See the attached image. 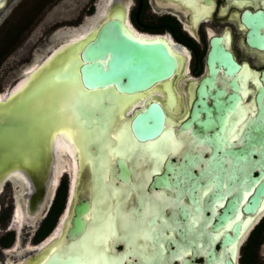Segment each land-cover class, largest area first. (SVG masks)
I'll return each mask as SVG.
<instances>
[{"label": "flooded vegetation", "instance_id": "obj_1", "mask_svg": "<svg viewBox=\"0 0 264 264\" xmlns=\"http://www.w3.org/2000/svg\"><path fill=\"white\" fill-rule=\"evenodd\" d=\"M100 1L112 2L110 11L120 4L135 33L165 37L179 55L171 76L158 80L146 96L161 104L174 138L168 160L177 177L182 176V187L193 186L196 199L189 202L183 192V209L163 208L168 228L158 224V217L146 223L149 212L128 221L125 202L112 221L119 236L115 249L110 248L108 233L104 251L109 257L120 251L117 257H128L124 264H200L207 242L217 249L224 233L237 231L231 240L238 246L235 264H264L257 258L260 250L264 255V0ZM89 5L91 17L97 3ZM256 10L259 15L252 14ZM62 140L51 134L53 154L58 151L61 156L58 166L57 159L55 167L46 159L39 170L28 175L18 171L0 182V264H37L49 249L62 245L51 239L58 235L60 223L54 227L67 194L63 153L69 157L71 172L68 201L78 170L75 154L72 159ZM196 153L198 159L188 158ZM260 182L262 191L255 203L250 197ZM149 229L153 237L161 230L169 238L133 241L134 232L143 235ZM165 241L173 249L171 255ZM159 242L164 248L157 256ZM139 246L145 249L144 260L128 256Z\"/></svg>", "mask_w": 264, "mask_h": 264}, {"label": "water", "instance_id": "obj_2", "mask_svg": "<svg viewBox=\"0 0 264 264\" xmlns=\"http://www.w3.org/2000/svg\"><path fill=\"white\" fill-rule=\"evenodd\" d=\"M96 3V12L89 19H93V23L82 36L33 62L38 68L19 91L7 95L11 86L0 98V136L14 141L10 144L14 149L23 141L25 129L33 123H49L53 118V131L63 123L61 119L66 115L77 131L74 141L78 170L73 192L67 202L71 172L63 170L68 176L62 210L63 214L66 209V214L60 222L58 235L51 239L61 240L62 245L46 252L49 244H45L46 255L37 264H102L98 258L104 253L108 233L112 235L110 248L115 249L119 236L115 235L112 221L125 202L128 221L131 216L149 212L146 223L158 217V224L168 228L162 215L164 207L181 206L183 192H187L189 202L196 201L193 186L182 187V176L177 177L173 163L168 160L173 152L174 138L161 104L150 95L146 96L153 84L171 76L179 55L166 39L135 33L125 22V11L120 4L116 3L115 9L110 11L112 2L106 1L103 5L99 0ZM252 14L260 12L256 10ZM82 25L63 26L58 34L73 28L82 31L85 29L80 30ZM24 73L21 72L20 78ZM28 90H32L33 95L27 104L6 110ZM61 98H64L63 103ZM132 102L135 104L127 110ZM31 105L40 107V117ZM62 156L65 160L69 158L65 153ZM48 159V165L55 167L53 151L48 153ZM31 170L19 159L4 160L0 162V182L12 173L20 171L28 175ZM262 186L260 182L250 197L255 203ZM168 190L173 194H168ZM236 232L224 233L217 249L207 242L205 260L200 264H235L238 246L231 240L236 238ZM154 238L167 240L169 236L159 230ZM164 245L171 255L173 249L166 241Z\"/></svg>", "mask_w": 264, "mask_h": 264}, {"label": "rangeland", "instance_id": "obj_3", "mask_svg": "<svg viewBox=\"0 0 264 264\" xmlns=\"http://www.w3.org/2000/svg\"><path fill=\"white\" fill-rule=\"evenodd\" d=\"M93 1L94 0H2L0 2V34L5 29L12 28L14 24L23 22L25 25L18 34L16 41L11 45L8 51L0 57V93L4 95V91L12 86L13 89L9 95L13 94L25 84L28 78L38 68L36 67L37 65H35L36 63L33 62L39 60L50 50V54H52L59 46H63V44L68 43L70 40H73V38H78L76 34L81 31L77 32L74 28L70 31H63L61 34H58V31L62 30L63 26H75L76 21H81V23H83L80 30L82 28L86 30L89 27L88 25L92 22L89 21L90 17H88V15L93 11L91 10L93 7L89 5ZM95 1L97 2L99 0ZM87 6L89 8H87ZM94 12H96V10H94ZM65 37L66 39H64ZM62 39H64V43H62L63 41L61 42ZM58 43V47L52 48ZM49 55L45 56L39 65L47 60ZM21 72L25 73L24 76L20 78ZM31 91L32 90H28L20 94V96L7 106L6 110L10 111V109L14 107L27 104L30 100V96L33 95ZM1 96L2 95H0V97ZM31 107L34 106L31 105ZM39 108L40 107H36L34 111L37 115L39 114ZM38 116L40 117V115ZM62 116L64 115L62 114ZM64 118L65 119H61V121L67 122L66 115ZM52 121L53 118H51L49 123H33L31 126L29 125L23 132V141H19L17 143L19 146L16 144L15 149L10 146L14 141L12 142L10 138H2L0 136V162L7 159H19L30 166L31 169L39 170L43 161L47 159L48 153L53 151L51 134L55 130L51 131V127L54 123ZM62 127L63 123H61L58 128L63 129ZM15 151L17 154H14ZM55 154L57 157L58 152L56 151ZM199 157V154L196 153L190 155L188 158L194 160ZM67 160L64 161L66 166L65 170L70 172L69 162ZM62 176L65 184L66 175L63 174ZM181 208L183 209V206H181ZM17 222L16 227H19L21 221L17 220ZM260 253L257 258L259 261H263L264 255L261 250Z\"/></svg>", "mask_w": 264, "mask_h": 264}, {"label": "bare ground", "instance_id": "obj_4", "mask_svg": "<svg viewBox=\"0 0 264 264\" xmlns=\"http://www.w3.org/2000/svg\"><path fill=\"white\" fill-rule=\"evenodd\" d=\"M2 0H0V2H1ZM124 16H125V14H124ZM126 17V16H125ZM92 21V20H91ZM127 21V20H126ZM128 22V21H127ZM92 23L93 22H91L90 23V25H88L89 27L92 25ZM128 24H129V22H128ZM87 26V27H88ZM131 28V27H130ZM88 29V28H87ZM87 29L86 30H84V31H81V32H79L78 34H76V37L78 36V37H80V36H82L86 31H87ZM136 32H138V31H136ZM143 35V34H142ZM144 36V35H143ZM150 36V35H149ZM157 36V35H156ZM154 37V36H153ZM69 38V37H68ZM163 38V37H162ZM165 38V37H164ZM72 39V38H71ZM74 39V38H73ZM168 42H169V40H168ZM171 45V44H170ZM173 48V47H172ZM175 48V47H174ZM48 58V57H47ZM46 59V58H45ZM24 76V75H23ZM23 86V85H22ZM21 86V87H22ZM20 87V88H21ZM171 87V86H170ZM19 88V89H20ZM155 89L156 88H158L157 87V85H156V87H154ZM13 89V87L9 90V92L7 93V95H9L10 94V92H11V90ZM19 89L17 90V91H15L13 94H15L16 92H18L19 91ZM159 89V88H158ZM154 90V89H153ZM157 90V89H156ZM161 90V89H160ZM149 91H152V88L151 89H148V91L146 92V93H149ZM163 92V91H162ZM165 92V91H164ZM152 93V92H151ZM13 94H11V95H13ZM143 94H145V92L144 93H142L141 95H143ZM150 94V93H149ZM0 95H2L3 96V93H0ZM63 97V96H62ZM1 98V97H0ZM165 100V99H164ZM61 102L63 103L64 102V98H61ZM135 104V102H132L130 105H129V107L127 108V110H129L130 108H132V106ZM168 110H169V108H168ZM63 129H60V128H57V129H55V131H53L52 133L53 134H56V135H59V137L60 138H62L63 140L61 141L63 144H64V146H65V148L70 152V154H71V156L73 157L72 159H74V154H75V147L72 145V144H76V142L74 141L75 139H76V128L74 127V126H72L69 122H68V120H67V122H63V127H62ZM58 143H59V141H57ZM56 146V145H55ZM55 152V151H54ZM58 152V151H57ZM55 154V153H54ZM58 155H59V153H58ZM57 155V166L59 165V161H60V159H61V156L59 155L58 156ZM68 162H69V159L67 160ZM63 165V164H62ZM65 165V164H64ZM62 168H63V166H61ZM57 168V167H56ZM54 172H55V170H54ZM59 173H61V172H59ZM54 176V175H53ZM25 190V189H24ZM70 191V190H69ZM28 192V191H27ZM69 195H70V193H69ZM69 195H68V198H69ZM67 202H68V199H67ZM17 206V205H16ZM67 208V207H66ZM19 211V210H18ZM65 211H66V209H65ZM65 211H63V214L61 215V217H60V220H61V218H62V216H64V214L66 213ZM16 212H17V210H16ZM22 215V214H21ZM21 217V216H20ZM60 220H59V222H58V224L60 223ZM57 227V226H56ZM55 230V229H54ZM53 230V231H54ZM52 231V232H53ZM51 232V233H52ZM50 233V234H51ZM48 238V237H47ZM46 238V239H47ZM45 239V240H46ZM54 247V246H53ZM52 249V248H51ZM50 250V249H49Z\"/></svg>", "mask_w": 264, "mask_h": 264}, {"label": "snow or ice", "instance_id": "obj_5", "mask_svg": "<svg viewBox=\"0 0 264 264\" xmlns=\"http://www.w3.org/2000/svg\"><path fill=\"white\" fill-rule=\"evenodd\" d=\"M153 230L149 229L148 232L144 233L143 235H140L137 232L133 233L132 239L133 241L137 238H142L144 239L146 242H151L152 240H154V237L150 234ZM158 247L160 249V254H163V244H158ZM178 248V252L177 255H180V249H179V245H177ZM145 251L143 246H139L137 247L135 250H130L128 252V256H134L137 259H141L144 260V256H143V252ZM107 249H105L104 253H102L100 255V257L98 258L99 262H102V264H124V261L127 260V256L124 257H109L107 254Z\"/></svg>", "mask_w": 264, "mask_h": 264}, {"label": "trees", "instance_id": "obj_6", "mask_svg": "<svg viewBox=\"0 0 264 264\" xmlns=\"http://www.w3.org/2000/svg\"><path fill=\"white\" fill-rule=\"evenodd\" d=\"M24 19V18H23ZM25 23L20 22L14 24L12 28L5 29L0 34V57L8 51L11 45L16 41L18 34L21 32V29ZM52 224V219L46 222V226L48 229Z\"/></svg>", "mask_w": 264, "mask_h": 264}]
</instances>
